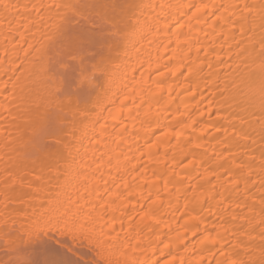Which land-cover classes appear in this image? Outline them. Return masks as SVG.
<instances>
[{"label":"snow or ice","instance_id":"snow-or-ice-1","mask_svg":"<svg viewBox=\"0 0 264 264\" xmlns=\"http://www.w3.org/2000/svg\"><path fill=\"white\" fill-rule=\"evenodd\" d=\"M158 7L163 11L165 5L150 0H52L50 3L41 0L33 4L0 0V12L8 14L15 10L19 15L21 10L31 9L40 20H47L49 30L40 47L29 45L40 54V71L47 81L39 102L22 108L24 97H17L16 85L10 93L7 82L0 87V94L7 93L6 103L0 104V109L7 113L6 119H17L13 108L25 111L29 130L23 142L5 137L0 148V200L7 208L13 201L25 202L31 192L55 188L56 195H64L78 213L69 209L54 222L49 220L43 226H36L38 233L51 232L55 227L61 234L70 235L74 242L79 241L77 246L65 247V242L60 241L39 253L42 259L29 256L13 264H175L176 257L165 254L160 247L169 248L171 239L167 242L159 239L165 234L155 231L167 224L162 212L174 202L176 211L186 221L184 226L191 227L193 236L202 245L194 254L195 264H264V0H193L175 6L181 15L197 23L210 19L214 28L238 27L241 35H248L252 43L248 52L252 70L247 73L248 91L239 93V99L233 98V107L239 111L221 114L217 107L215 112H209V117L216 116L217 121L210 120L200 127L198 136L171 125L157 135L151 119L152 100L142 96L149 110L140 121L141 129L151 134L143 146L137 147V157H125L123 174L113 177L116 191L105 189L101 195L102 190L93 185L97 177L90 176L77 163L83 140L88 139L90 145L107 143L102 138L112 135L107 132L109 127H122L123 131L116 133L122 140L128 135L138 136V132H128L122 115H115V101L112 107L93 110L89 98L103 86L100 82L120 67L121 56L129 55L130 49L139 51L137 45L142 46L146 38V21L142 22L141 17L145 9L155 12ZM155 19L158 23L159 17ZM43 41L50 43L45 45ZM53 48L55 55H50ZM17 69L21 76L31 73L23 64L17 65ZM136 83L145 95L152 91L143 73ZM152 83L159 85L158 81ZM128 107L122 104L119 110ZM160 110L167 108L161 106L157 111ZM69 112L71 121L67 120ZM180 123L184 128L189 127L184 121ZM213 132L223 134V139L217 137L219 147L210 149L205 141ZM256 175L261 177L259 196L253 188ZM69 189L76 194L75 200ZM108 214L111 215L107 232L102 229L97 234L94 228L78 225L79 216L95 223V217L103 219ZM207 216L217 217L211 228L206 223ZM118 220L119 231L115 227ZM125 221L127 229L123 226ZM188 221L194 223L189 226ZM8 223L5 214L0 221L3 234L0 238H7ZM146 231H151L159 243H145ZM98 235L107 237L110 243H100ZM84 246L94 253L90 258L80 250ZM180 264L185 261L181 260Z\"/></svg>","mask_w":264,"mask_h":264},{"label":"bare ground","instance_id":"bare-ground-1","mask_svg":"<svg viewBox=\"0 0 264 264\" xmlns=\"http://www.w3.org/2000/svg\"><path fill=\"white\" fill-rule=\"evenodd\" d=\"M13 2L33 4L41 0H13ZM44 2L50 3L52 0H44ZM150 2L165 5V7L163 11L158 7L155 12L145 9V15L141 17V20L146 21L144 25L146 38L142 46L137 45L139 51L130 49L129 55L121 56L120 67L114 70L110 78L102 80L100 83L103 86L96 89L89 98V107L93 110H99L100 107H112V101H115L117 109L115 115H122L125 118L129 133L138 132V136L128 135L122 140L116 133L122 132L123 128L109 127L107 132L112 135L102 138L107 143L90 145L88 139H84L80 145L77 163L81 164L82 170L88 171L90 176L97 177L93 185L102 190L101 195L104 194L105 189L116 191L113 187V177L118 178L123 174L124 165L127 164L125 157L128 159L137 157L139 155L137 147L143 146L145 138L151 134L141 129L140 121L145 119L144 113L149 110V106L142 102V96L146 100H152L151 119L154 122L153 130L157 135L161 129L171 125L198 136L201 135L200 127L206 126L210 120L211 122L217 121L216 116L209 117V112H215L217 107L221 114H229L234 110L239 111L233 107V98L239 99L238 94L247 92L249 89L247 73L252 69L249 67L251 61L248 52L252 48V43L247 34L241 35L238 27L214 28L210 19L207 22L201 20L197 23L195 19L181 15V10L175 7L182 3H191L193 0H150ZM168 5L173 7L169 8ZM183 11L189 10L183 9ZM150 12L151 15H148ZM45 15L47 17V14ZM157 16L159 17L158 23L155 19ZM180 24H183V27H180ZM48 31L47 20H40L31 9L21 10L19 15L15 10L8 14L0 12V87L7 82V93H10L13 85H16L17 97H24L22 108L38 103L39 98L44 94L47 81L40 71V54L30 49L29 45L40 47L42 38ZM255 38H259L258 28ZM43 43L47 45L50 42L43 41ZM25 52L29 54L26 56ZM49 54L55 55V48ZM20 64L30 68L31 73L25 72L21 76L20 70L17 69V65ZM189 69H191V74H189ZM141 73L144 74V79L151 84L152 91L147 95L139 91L140 85L136 83L141 80ZM17 76L21 77L20 80L16 79ZM152 81H158L159 85ZM126 85L129 86L126 87ZM134 88L137 91H133ZM7 93L0 94V104L6 103L5 94ZM10 101L11 97H9ZM133 101H135V106ZM122 104H127L129 107L120 111ZM161 106H165L167 111H157ZM12 111L17 115L15 120L10 117L6 119L7 113L0 109V148H3L5 137L23 142L29 132L25 121L27 113L18 112L16 108ZM137 112L140 113L138 117ZM104 114L107 115V112ZM240 115L244 113L241 112ZM71 119L72 113L69 112L67 120L71 121ZM181 121L186 122L189 127L184 128ZM193 121L196 123L193 124ZM201 121L204 122L203 125L200 124ZM223 122L227 127V122ZM112 123L110 119L108 124ZM68 127L71 129L70 123ZM76 135L79 137L80 133L77 132ZM217 137L223 139V134L213 132L211 136H207L205 143L210 149L219 147ZM101 176L102 179H100ZM260 178L259 175L255 176L257 183L253 186L257 196L260 195ZM57 191L53 188L31 192L25 197V202L13 201L8 204L7 208L0 200V221L4 219L5 214L9 217L7 238H0V248L7 245L18 253H21L23 249L25 253L33 255L34 259H42L39 253H42L45 248L57 246L60 241L65 242V247L77 246L79 241L74 242L70 235L61 234L55 227L52 229L54 237L49 239L51 243L45 246H34L28 240L23 242L25 237L29 239L32 235L41 234L36 231L37 225L43 226L49 220L54 222L69 209L71 213L78 215L76 207L69 205L64 195H56ZM69 193L75 200L76 194L71 189ZM182 204L181 200V208ZM206 211L207 208H205ZM110 215H106L103 219L95 217V223L86 216H79L78 225L94 228L97 234L101 233L102 229L107 232L110 230L107 224ZM162 218L167 224L160 225L155 231L165 234L159 239H164L166 242L168 239L172 241L169 248H163V245H160L165 254L170 253L175 256V264H180L181 260L185 261V264H195L194 254L202 245L197 241V237L193 236L191 227L184 226L186 221L176 211L175 202L172 207H166L163 210ZM216 221V216L206 218L209 228ZM187 223L190 226L194 222L188 221ZM123 226L127 229L126 221ZM115 227L118 231L120 230V220L116 221ZM202 228L203 225H201ZM47 233L43 234L47 235ZM2 235L0 233V236ZM144 236L145 243H159L151 231H146ZM98 239L102 244L110 243L105 236L98 235ZM80 250L89 258L94 254L89 252L88 246ZM217 258L223 259L219 256Z\"/></svg>","mask_w":264,"mask_h":264},{"label":"rangeland","instance_id":"rangeland-1","mask_svg":"<svg viewBox=\"0 0 264 264\" xmlns=\"http://www.w3.org/2000/svg\"><path fill=\"white\" fill-rule=\"evenodd\" d=\"M53 237H54V233L51 231L48 232L47 235L41 233L39 235H32L29 239L25 237V239H23V242L25 243L28 240L34 246H38V245L45 246V244L46 245L49 244L50 242L49 239ZM22 254H24V256ZM29 256L31 258H34L33 255H31L30 253H25L23 249L21 253H18L16 250L10 249V246L7 245H4V247L0 248V264H13V262L16 261L17 259L27 258Z\"/></svg>","mask_w":264,"mask_h":264}]
</instances>
